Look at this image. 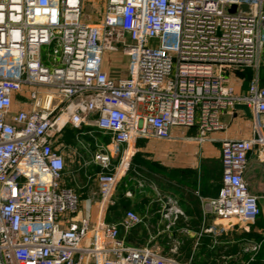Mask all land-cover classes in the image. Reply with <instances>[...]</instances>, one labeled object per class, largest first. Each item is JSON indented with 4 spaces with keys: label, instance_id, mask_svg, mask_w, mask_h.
Returning <instances> with one entry per match:
<instances>
[{
    "label": "built area",
    "instance_id": "obj_1",
    "mask_svg": "<svg viewBox=\"0 0 264 264\" xmlns=\"http://www.w3.org/2000/svg\"><path fill=\"white\" fill-rule=\"evenodd\" d=\"M83 3L0 0V264H190L171 237L184 215L174 196L154 188L150 216L128 208L109 222L106 212L138 138L170 139L178 127L212 140L221 115L239 102L258 136L221 141L220 186L201 200L202 217L236 218L247 229L259 215L243 174L247 152L264 144V0H104L98 23L84 17ZM108 53L114 62L125 57L120 75L104 68ZM243 68L253 76L238 94ZM67 126L79 129L71 147L85 178L88 165L97 168L96 202H82L64 182ZM140 223L149 229L145 243H129ZM213 227V236L223 232ZM159 236L171 240L167 249ZM260 246H244L249 260Z\"/></svg>",
    "mask_w": 264,
    "mask_h": 264
},
{
    "label": "crops",
    "instance_id": "obj_2",
    "mask_svg": "<svg viewBox=\"0 0 264 264\" xmlns=\"http://www.w3.org/2000/svg\"><path fill=\"white\" fill-rule=\"evenodd\" d=\"M107 56L106 54L103 61L104 68L113 76L120 75V70H124L123 65L126 61L121 62L122 60L118 59V61H116V66H114L113 61L109 59L110 56ZM237 76L239 77V82L236 85V92L238 94H243L248 88V83L253 76V71L244 70V72L237 73ZM259 81L261 84H264V56L259 69ZM234 112L233 108L224 112L221 115L223 129L212 133L210 137L213 139L206 140L204 145L198 143V147L190 143H184V140L196 142L195 139L191 138L196 133L194 128L175 127L171 130L170 139L138 138L134 143V154L137 151H141L144 155L159 153L162 156V165L165 171L162 174H158L147 169L146 166H140L139 163L133 160V154L130 158L129 168H131H128L129 170L127 169L118 182L121 191L116 195L114 201L120 199L123 203V212L121 216L124 210L128 208L137 211V208L141 204H149L151 209L153 199L148 200L146 198H138V196L135 197L130 190H135V186L142 180H144V182L150 181L153 188L157 186V182L161 193L163 195L169 194L174 196L183 209L184 215L180 218L177 228L174 230L171 237L176 238L179 242H188L192 248L191 257H193V250L195 247L200 248L201 252L204 247H206L207 252H213V250L221 245H224V248H226L228 246L227 244H231L234 241L232 237H229L233 230L236 233L240 231H252L254 236L241 238L239 240V251L237 254L216 255L210 258L219 261L220 259L237 257L241 254L242 244L245 246L256 241L260 242L261 246L253 259L249 260L251 253L244 251V246L242 247L244 251L242 253L246 255L247 263L264 264V144L255 143L247 152V166L243 174L248 189L251 193L256 195L257 203L260 208V213L255 220L247 225V229H243L237 224L231 227L216 224V219L212 216H208L206 219L202 217L201 200L215 196L220 186L222 172L220 160L221 141L224 138H251L258 136V133L254 130L252 117L245 116L242 110H237L236 113ZM91 118H93V115ZM262 120H264V118H262ZM88 129L92 130L94 138L99 142H110V135L108 133L102 132L92 126L81 127L83 131ZM75 130L79 132V129ZM261 133L264 136V127ZM85 136L91 137L87 134L84 135V137ZM160 140L172 141V143L165 144L159 149L155 147V144ZM73 161L74 165H77L74 171L84 175L83 169L80 170V159L75 155ZM117 161V158L113 160L114 163ZM143 173L151 174L153 177L149 176V178H147ZM70 179L75 181L74 173L70 176ZM124 190L126 191V197H123L124 199L121 200L123 195L121 192ZM80 194L81 193H79V195ZM80 197L83 198L82 202L87 198H90L93 202L98 200V197L94 199L91 195H80ZM210 226H214L213 228L216 232L223 231L225 236L218 240V238L213 236L210 232ZM206 239H209V243H206ZM205 255L206 254L202 252V256L205 257Z\"/></svg>",
    "mask_w": 264,
    "mask_h": 264
},
{
    "label": "rangeland",
    "instance_id": "obj_3",
    "mask_svg": "<svg viewBox=\"0 0 264 264\" xmlns=\"http://www.w3.org/2000/svg\"><path fill=\"white\" fill-rule=\"evenodd\" d=\"M103 12H104V0H84L83 3V13H84V17L90 21V22H100L102 20L103 17ZM108 56L111 55V53L107 54ZM107 56V57H108ZM106 57V58H107ZM121 62L125 61V57L122 59ZM114 62V61H113ZM116 61L113 63L114 66H116ZM123 69L125 70L126 68V63L123 65ZM244 70H249L250 72H252L253 70L251 68H243V69H239L237 73L240 72H244ZM252 70V71H251ZM90 141V143L93 145L92 140L88 139ZM170 144L172 143V141H158L155 145V147L157 148H162L165 144ZM184 143H190L192 145H194L195 147H198V143H200V145H204L205 141H186L184 140ZM74 144H69L66 142V146L64 149L65 153H68V156L66 158V168H65V178H64V182L66 185L73 187L76 191H78V193H81V196H88L91 195L94 197H98L97 194V185L96 182L94 180V176L95 173L97 171V168L95 165L90 164L86 167V170L91 174V178L87 179L84 178L83 179V175L79 174L77 171L75 172L74 169L77 168V165H74V155L72 153ZM83 159H87L85 156L83 157ZM133 160H135L136 163H139L140 166H146L147 169L158 173V174H162L165 171V168L162 165V156L159 153H153L150 155H144L141 153V151H137L134 154ZM80 163L83 164V160L80 159ZM144 164V165H142ZM75 174V181L70 179V176L72 174ZM148 174V173H147ZM151 175V174H149ZM151 177H153V175H151ZM149 178V177H148ZM141 184H137V186H135V190H130L132 195L138 198H146L148 200H155V190L154 188H156L159 192H161L160 187L158 186L157 182H156V187L153 188V186H151L150 181H145L142 180ZM77 185V186H76ZM121 189L120 187L117 186L115 187L114 190V198L116 197V195L118 193H120ZM136 194V195H135ZM80 200L82 201L83 198L80 197ZM152 202V201H151ZM112 205V204H111ZM110 205V206H111ZM108 210V209H107ZM150 205L146 204L143 205L141 204L138 208H137V212L140 215H144V213L146 212V214L148 216H150ZM118 212V211H117ZM117 212H110V215L112 217H114L116 215ZM107 215V212H106ZM150 220V219H149ZM151 229V228H150ZM160 240L157 238V242H159ZM244 246V244L241 245V251H240V255H238L237 257H233V258H227V259H220L219 261H213L212 258H209V260L206 262V264H249L247 263V257L242 250V247ZM193 260H196L197 262H204V257L202 256V252L200 248L195 247L193 250ZM187 262V261H185ZM191 264V263H190Z\"/></svg>",
    "mask_w": 264,
    "mask_h": 264
},
{
    "label": "trees",
    "instance_id": "obj_4",
    "mask_svg": "<svg viewBox=\"0 0 264 264\" xmlns=\"http://www.w3.org/2000/svg\"><path fill=\"white\" fill-rule=\"evenodd\" d=\"M75 133H76V130L73 128V127H70V126H67L65 129H64V132H63V140L69 144H74L75 145ZM84 139L88 142H90L88 139L92 140L91 137H88V136H85ZM93 141V140H92ZM131 168V167H130ZM129 168V169H130ZM128 169V170H129ZM144 174V173H143ZM81 175H83L81 173ZM147 178L151 175L149 174H144ZM83 178L84 175H83ZM121 193H123L122 197H121V200H123L124 198L123 197H126V191H122ZM123 203L120 201V199L117 201L115 200L114 203L108 207V210H107V215H106V220L107 221H116L117 219H119L121 217V213L123 212ZM157 207V203L155 201L152 202V205H151V209H150V212H153L155 211ZM117 212L116 215L114 217H112L110 215V212ZM157 216H155L153 214V216L150 218V221L149 223H154L155 222V219H156ZM148 228L140 223L136 226H134L133 228H131L129 230V232L126 234V240L129 242V243H132V244H137V245H142L145 243V240H146V237L148 236ZM225 236L224 232H222L221 234L217 235L216 237L218 238V240H220L221 238H223ZM251 236H254V233L252 231L250 232H246V231H240V232H235L234 230L232 231L231 233V236L229 237H232L234 239V241L231 243V244H227L228 246L226 248H224V245H221L219 246L218 248H216L215 250H213V252L211 251H208L206 250V247H204L203 251L206 255L204 257V262L201 261V262H197L196 260H193L194 258L191 257L192 255V248H191V245L188 243V242H179L178 244V258L182 261H189L190 260V263L191 264H206V262L209 260V258L211 256L215 257L216 255H233V254H237L238 251H239V240L241 238H249ZM159 240H160V243H162L164 246L165 249L168 248V242L171 241L167 236H159ZM206 243H209V239H206ZM214 261V260H213ZM216 261V260H215Z\"/></svg>",
    "mask_w": 264,
    "mask_h": 264
},
{
    "label": "water",
    "instance_id": "obj_5",
    "mask_svg": "<svg viewBox=\"0 0 264 264\" xmlns=\"http://www.w3.org/2000/svg\"><path fill=\"white\" fill-rule=\"evenodd\" d=\"M241 7L244 9V10H247V4H242ZM235 8L236 6L235 5H232L230 7V11L233 12L235 11ZM263 56H264V53H263ZM233 110L235 111L234 113H236L237 110H242L245 114V116L247 117H251L252 114L249 110V107L245 104V103H239V102H236L233 104ZM216 224H219V225H222V226H227V227H231V226H234L237 224V220L236 218H221V219H217L216 220Z\"/></svg>",
    "mask_w": 264,
    "mask_h": 264
},
{
    "label": "bare ground",
    "instance_id": "obj_6",
    "mask_svg": "<svg viewBox=\"0 0 264 264\" xmlns=\"http://www.w3.org/2000/svg\"><path fill=\"white\" fill-rule=\"evenodd\" d=\"M125 161H126V160H124V163H125ZM124 163H123V164H124Z\"/></svg>",
    "mask_w": 264,
    "mask_h": 264
}]
</instances>
